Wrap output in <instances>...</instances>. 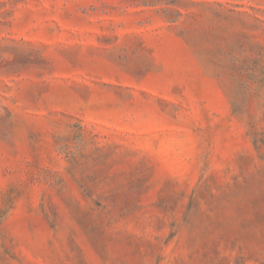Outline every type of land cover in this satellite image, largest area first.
Listing matches in <instances>:
<instances>
[{"label":"rangeland","instance_id":"374dc122","mask_svg":"<svg viewBox=\"0 0 264 264\" xmlns=\"http://www.w3.org/2000/svg\"><path fill=\"white\" fill-rule=\"evenodd\" d=\"M0 264H264V0H0Z\"/></svg>","mask_w":264,"mask_h":264}]
</instances>
